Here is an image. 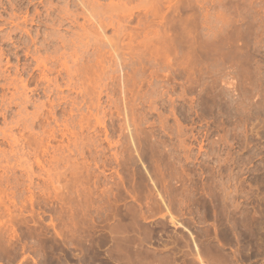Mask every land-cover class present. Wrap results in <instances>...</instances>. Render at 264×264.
Returning <instances> with one entry per match:
<instances>
[{"label": "rangeland", "instance_id": "374dc122", "mask_svg": "<svg viewBox=\"0 0 264 264\" xmlns=\"http://www.w3.org/2000/svg\"><path fill=\"white\" fill-rule=\"evenodd\" d=\"M0 264H264V0H0Z\"/></svg>", "mask_w": 264, "mask_h": 264}, {"label": "bare ground", "instance_id": "6f19581e", "mask_svg": "<svg viewBox=\"0 0 264 264\" xmlns=\"http://www.w3.org/2000/svg\"><path fill=\"white\" fill-rule=\"evenodd\" d=\"M25 20V19H24ZM26 33V31H24Z\"/></svg>", "mask_w": 264, "mask_h": 264}]
</instances>
